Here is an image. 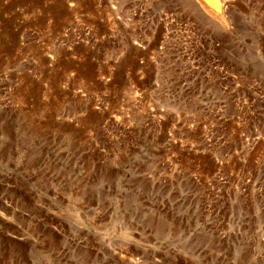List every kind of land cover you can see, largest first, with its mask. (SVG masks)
<instances>
[{"label": "rangeland", "instance_id": "obj_1", "mask_svg": "<svg viewBox=\"0 0 264 264\" xmlns=\"http://www.w3.org/2000/svg\"><path fill=\"white\" fill-rule=\"evenodd\" d=\"M126 1L0 0V264H264V0Z\"/></svg>", "mask_w": 264, "mask_h": 264}, {"label": "bare ground", "instance_id": "obj_2", "mask_svg": "<svg viewBox=\"0 0 264 264\" xmlns=\"http://www.w3.org/2000/svg\"><path fill=\"white\" fill-rule=\"evenodd\" d=\"M122 1H124V0H120V3ZM127 1H126V3H128L130 0L128 2ZM177 1H179V0H177ZM231 1L232 0H182L181 1L182 3L181 2H179V3H181V5L185 3L184 5H186V7L190 6L191 9H194V11L198 15V17H201V20L205 19L206 21L209 20L210 22H214V23H218L219 22V24H221V26L222 25L225 26L224 28L227 31L228 30L232 31V30H234L233 28H236L237 22L235 20V16L233 15L232 11L230 10V4L232 3ZM120 3L117 4L118 5V8L116 7L117 9L114 8L115 11L119 10V12H120L123 9V6H126L123 3H121V4ZM133 7H134L135 10L139 11V13H138V11H137V13L140 14V17L142 18V20L143 19L145 20V21H142V22L146 23V25L145 24L144 25H145L148 33L150 31H153V33L155 34V31L158 28H162L163 24L167 25V23H168V20H169L168 19V10H171V7L167 5V0H134V6L132 5V8ZM231 7H232V5H231ZM182 8H184V7L182 6ZM135 10H133V11L135 12ZM93 11L94 10H92V12ZM93 15H94V13H93ZM93 18H94V16H93ZM202 22H204V20ZM184 26H185V24H184ZM225 29H223V31ZM166 30H167V28H166ZM183 34H185V33H183ZM180 36H182V35L180 34ZM177 37H178V35H177ZM177 41H178L177 44L180 45V46L178 45L179 46L178 48L181 51H183V50H186V51L187 50H191V52H192V50H194V49L198 48V46H200L199 45V41H197V38L193 39V38H190V37L189 38H187V37H185V38L179 37V40H177ZM191 46H192V48H191ZM192 58L195 61L196 57H192Z\"/></svg>", "mask_w": 264, "mask_h": 264}]
</instances>
